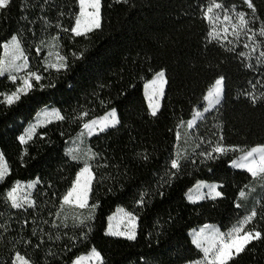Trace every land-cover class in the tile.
<instances>
[{
    "label": "trees",
    "instance_id": "trees-1",
    "mask_svg": "<svg viewBox=\"0 0 264 264\" xmlns=\"http://www.w3.org/2000/svg\"><path fill=\"white\" fill-rule=\"evenodd\" d=\"M210 0H129L127 4L116 0H102V30L85 37H75L70 29L79 12L78 0H13L8 14L0 17V42H7L13 34L23 38L28 56L29 71L42 74L43 90L29 92L12 106L0 104V151L11 169L0 184V221L12 217L11 230L0 239V264L9 260L14 251H20L33 264H73L81 255L95 247L105 258V264H189L202 258L201 252L191 243V232L206 224L225 231L241 219L254 206L256 200H264V188L259 185L246 196L239 197L238 190L251 181L250 174L233 168L232 162L252 147L264 146V106L253 107L241 93L251 90L250 81L264 83V66L253 70L245 67L241 58L216 44H206L209 25L202 18L200 6L205 10ZM233 17L231 11H244L246 19L252 16L243 0H217ZM256 21L251 27L264 26V0H253ZM63 13V15H61ZM222 21L223 10L214 9ZM28 19L25 20L24 17ZM41 17L48 22L47 28ZM29 21H34L29 24ZM229 31L231 32V26ZM67 28L65 32L62 29ZM31 29V30H29ZM232 39L231 36L228 37ZM245 37H241L242 42ZM256 39H264L259 36ZM43 40V44H41ZM55 44L58 55L66 56L69 68L56 72L45 70L50 47ZM40 47L39 54L36 47ZM243 49L242 43L237 51ZM264 50V44L258 48ZM83 52L76 59L73 53ZM4 48L0 43V61ZM254 63V60L251 61ZM165 70L169 84L165 88L161 109L156 118L151 117L145 96V85L154 73ZM226 77V99L219 113H208L194 129L187 128L196 111H202V100L207 88L216 77ZM9 77H0V93L14 90ZM259 85L256 92L259 93ZM106 101L101 105L100 101ZM59 110L66 119L55 120L41 127L28 144H20L18 137L24 134L38 114L46 109ZM116 108L121 126L89 139L94 152L108 157V167H93L96 179L92 184L89 204L98 203L92 210L91 232L86 240L79 237L80 229L67 221L66 229L52 228L51 222L60 214L64 218L65 206L60 208L82 163L69 161L66 149L82 130V123L102 117ZM88 112L87 116H83ZM181 139L175 140L178 123ZM219 123L220 127L215 125ZM64 133V135H61ZM216 133V135H213ZM222 133L223 144L240 146L243 151L228 152L212 161L196 163L181 161L185 165L179 178L161 185L167 179L168 163L177 151L191 155L204 149L196 148L199 137L218 140ZM46 134L45 139L38 137ZM51 140V143L47 141ZM27 149L28 155L22 156ZM147 152L151 159L141 163L137 153ZM95 164V161H89ZM175 171V170H171ZM39 179L42 183L33 189L31 198L37 209L27 213L11 209L5 203L6 190L15 181L28 183ZM199 182L223 185V199L190 203L188 192ZM50 185V187H49ZM111 189V191H109ZM146 189L147 204L141 208L134 203ZM158 191H163L161 197ZM47 193V195H44ZM244 207L237 209L235 203ZM119 208L138 215V235L135 242L106 235L109 218ZM77 213L88 210L73 209ZM28 218L30 223L21 231V224ZM35 220L36 223H31ZM48 220V224L43 221ZM264 231V220L259 216L252 222ZM250 224L249 228L252 227ZM33 227L50 233L39 248L24 245L22 238H30L33 245L37 237L31 235ZM41 233V234H43ZM67 233V235H64ZM60 238L56 239V235ZM70 247V250H65ZM49 252L56 255L50 256ZM234 264H264V244L256 245L254 252L241 255Z\"/></svg>",
    "mask_w": 264,
    "mask_h": 264
},
{
    "label": "snow or ice",
    "instance_id": "snow-or-ice-1",
    "mask_svg": "<svg viewBox=\"0 0 264 264\" xmlns=\"http://www.w3.org/2000/svg\"><path fill=\"white\" fill-rule=\"evenodd\" d=\"M47 3L48 0H43ZM129 0H116V3L127 4ZM244 4L247 5L248 9H251L252 16L246 19L247 13L244 11H235V7L231 9L235 14V22H233V17H231L228 12L229 9L225 8L222 3L217 2V0H210L207 3L206 10L203 5L200 6V11L202 18L210 26L209 31L206 35V44H216L217 46L224 48V50L234 53L236 56L241 58L242 63L245 64L250 70L256 67L264 66V50H260L258 55V48L261 44H264V39H256L257 36L264 38V26L255 29L250 25L254 24L256 21L255 13L256 8L253 0H243ZM13 0H0V17H4L8 14L10 6ZM79 12L74 20V26L71 27L70 31L75 37H85L87 38L89 34L96 31L102 30L103 27V16H102V0H78ZM214 9L223 10L224 15L222 17L223 22L226 24L217 25L218 21H221V16L219 13L213 15ZM63 15V13H61ZM25 20L28 19L27 16L24 17ZM45 27L47 28L49 22L41 17ZM34 21H29V24H33ZM231 26V32L229 31V26ZM31 30V29H29ZM63 31L67 32L69 29L64 28ZM231 36L232 39L228 37ZM246 39L242 42L241 37ZM5 50V55L9 54L11 51L12 56L10 62L6 65L3 61H0V77L5 75V72L9 73V79L16 85V81L20 79V84L16 85L14 90L6 91L0 93V104H5L7 106H12L21 100L22 96H27L29 92L36 90H43L45 87H54V85H45L41 81L45 77L35 71H27L29 62L28 56L26 55V50L23 46L22 36L18 34H13L7 42H0ZM41 40V44H43ZM242 43L243 49L248 51H237ZM40 47H36V53L39 54ZM76 59L83 58V52L77 54H72ZM59 63L48 64L45 62V70L51 68L56 72L67 71L69 68L68 58L66 56L59 57ZM254 60V63L251 61ZM17 61H22L17 63ZM17 74H11V73ZM24 72L25 75L21 79L19 73ZM251 85V90H246L241 93L244 99L248 100L253 107L257 104L264 106V83L261 81L249 82ZM169 84V80L166 76L165 70L161 69L154 73V78L149 84L146 85L150 89V94L148 96V108L150 109V115L156 118L161 109L160 101L165 97V88ZM259 85L261 91L256 92V88ZM226 77L220 74L214 79L211 85L207 88L206 94L203 95L202 100L206 102V106L203 107L202 111H196L194 113V118L187 122V128L192 129L196 124L197 119L204 121L206 119L205 114L207 113H219L226 99ZM101 105H106V101L101 100ZM88 112H84L83 116H87ZM45 121L51 123V118L55 117L59 121H64L66 117L61 115L59 110H54L44 113ZM121 119L118 115L116 108H111L105 115L99 119H92L89 122L82 123L81 136L84 135V130L87 132L88 137L99 136L100 134H107L109 130H116L121 126ZM183 125V121H180L177 126V130L174 132V137L177 142L181 139V132L179 128ZM36 125H32L27 128L24 134L18 137L20 144H28L32 141L34 134L36 133ZM215 127L219 128L220 125L217 123ZM46 134H41L38 138L45 139ZM64 135V133H61ZM216 135V133H213ZM224 137L222 133L219 134L218 140L205 139L203 136L199 137V143L196 144V148H200L204 145V149L199 152H193L191 155H184L182 152L177 151L174 158H171L168 163V169L165 173L167 179L160 182L161 185L171 183V178H179L182 174V169L185 165H182L181 161L196 163L195 157H202L200 163H205L206 161H212L219 159L228 154V152L243 151L240 146H228L223 144ZM51 143V140L47 141ZM79 148L68 147L65 151V156L69 158V161L80 162ZM27 149L22 150V156H27ZM137 157L140 159L141 163H147L150 161L151 156L147 153H137ZM83 167H81L69 190L62 196V203L60 208L63 209L65 205H74L78 209H87L89 214L87 218L83 215L73 217V228H79V237L81 240H86L91 232L92 221L95 217L92 215V210L99 206L98 203L89 204L90 196L92 194V184L96 179L95 173L93 172V167H108V157H105L102 153L94 152L89 148L87 152L83 154ZM89 161H95V164L89 163ZM233 168L241 169L250 174V179L253 182L259 183L262 188H264V146L252 147L247 150L238 159L233 160ZM171 170H175L174 172ZM11 175V169L8 162L6 161L3 152H0V184H3L6 178ZM20 181H15L5 193V203L11 208L18 210V212L27 213L28 209H37V204L34 199L31 198V193H24L21 190ZM42 182L37 178L34 181L28 182L25 187L27 189H34L38 184ZM50 187V185H49ZM223 185L217 184H206L201 183L197 185V189L207 188L206 195L204 193H198V195L193 198L191 195L188 196V200L195 204L199 200H204L206 197L212 201L217 199H223L224 193L222 190ZM245 189L251 193L255 190L254 187H250L248 184L244 185L238 190L239 197L244 198L246 196ZM111 191V189H109ZM143 194L139 196V199L134 203L138 204L141 208L145 207L148 196L146 189L142 190ZM158 194L163 197L164 192L158 191ZM47 195V193H44ZM235 207L240 209L244 207L239 202L235 203ZM55 216L51 222V227L55 229H66L69 227L67 220L68 217L65 216L61 223L57 224L56 220L60 219L59 212L53 214L49 213V216ZM259 216L260 219L264 220V200H256L254 206L247 212L241 219H239L235 224H233L230 229L226 232L220 231L214 225L206 224L198 232H194L191 243L203 253L202 259H197L190 261L189 264H234V262L246 252H254L255 246L264 244V231L260 230L253 221ZM125 218L127 219V224L124 230H121L119 224L113 229L112 225L109 224L106 235L120 237L126 241L135 242L138 235V215L132 212L125 213ZM110 219H115L112 217ZM21 224V231L24 227H27L30 223L28 218L23 221H19ZM31 223L35 224L36 221L32 220ZM44 224H48V220L43 221ZM123 223V219L121 220ZM12 217H9L8 221H0V239L3 238V234L11 230ZM252 224V227L247 228L246 226ZM43 229L40 228L39 231L37 227H33L31 235L37 237V242L33 245V241L30 238H22L24 245H31L35 248H39L45 243L44 236L47 235L49 240L53 239V235L50 233H43ZM67 235V233H64ZM56 239L60 236L57 234ZM65 250H70V247H66ZM50 256H55L54 252H49ZM95 260L96 264H105V258L103 255L93 247L90 254L85 257L83 255L79 256L73 261V264H84L85 260ZM3 264H33V261L26 255H22L20 251H14L9 260L4 261Z\"/></svg>",
    "mask_w": 264,
    "mask_h": 264
},
{
    "label": "rangeland",
    "instance_id": "rangeland-1",
    "mask_svg": "<svg viewBox=\"0 0 264 264\" xmlns=\"http://www.w3.org/2000/svg\"><path fill=\"white\" fill-rule=\"evenodd\" d=\"M11 56H12V53H11V51H9V54L6 56L5 55V50H4V57H3V62L7 65L9 62H10V60H11ZM20 62H22V61H17V63H20ZM60 62V60H59V55H58V49H57V46L55 45V44H52L51 45V47H50V52H49V56H48V58H47V63L48 64H53V63H59ZM27 71H29V66H28V69H27ZM11 74H17V73H15V72H13V73H11ZM19 77L22 79L23 78V76L25 75V73L24 72H20L19 74ZM4 76H7V77H9V73L8 72H5V75ZM3 76V77H4ZM151 82V81H150ZM150 82H148L147 84H149ZM18 84H20V79H18L17 81H16V85H18ZM146 84V85H147ZM146 85H145V89H144V91H145V96H146V99H147V103H148V96H149V94H150V89L149 88H147L146 87ZM160 103H162V100L160 101ZM54 110H56V109H52V108H46V109H44V110H42L39 114H38V116L35 118V120L28 126V128L30 127V126H32V125H36L37 127H36V132H37V130L39 129V128H41V127H44V126H46L47 124H49V123H47L46 121H45V117H44V113L45 112H50V111H54ZM208 114V113H207ZM207 114H205V116L207 115ZM100 118V117H99ZM99 118H96V119H99ZM193 118H194V116H193ZM192 118V119H193ZM55 120H57L55 117H52L51 118V121L53 122V121H55ZM201 120H199V119H197V121H196V124L194 125V127L192 128V129H194L195 127H196V125L200 122ZM191 129V130H192ZM82 131V130H81ZM81 131L77 134V136L72 140V142L70 143V146L69 147H72V148H79V153H78V155L80 156V162L79 163H82L83 164V158H84V156H83V154L85 153V152H87V150L89 149V145H88V141H89V139L91 138V137H88L87 136V132H86V130H84V135L83 136H81L80 135V133H81ZM93 137V136H92ZM1 152V151H0ZM242 156V155H241ZM240 157V156H239ZM238 157V158H239ZM237 158V159H238ZM239 170H241V169H239ZM201 183H206V184H214V183H207V182H199L198 184H201ZM27 183H21V190H22V192H24V193H28V192H30L31 194H32V191H33V189H27L26 187H25V185H26ZM197 184V185H198ZM197 185H195L189 192H188V194H187V199H188V196L189 195H191L193 198H195L197 195H198V193H204L205 195H206V193H207V188H201V189H197ZM218 185V184H217ZM260 184L259 183H254L253 184V186L252 187H254L255 189L259 186ZM204 200H210V199H208L207 197L204 199ZM204 200H199V201H197V203H199V202H202V201H204ZM189 201V200H188ZM190 202V201H189ZM191 203V202H190ZM65 213H64V217L65 216H67L68 217V220L67 221H69L70 223H72L73 224V217L74 216H80V215H83L85 218H87V216H88V214H89V211L87 212V213H84V214H82V213H77V211H75V210H73V209H77V207H75L74 205H72V206H69V205H65ZM125 213H127V211L126 210H124V209H122V208H119L118 210H117V212L115 213V214H113L110 218H112V217H115V219H110L109 218V223H108V227H109V224H111L112 225V227H113V229H115V227L119 224V227H120V229L121 230H124V228H125V226H126V224H127V219L125 218ZM92 214H93V212H92ZM123 219V223H121V220ZM215 226V225H214ZM249 226H250V224L249 225H247L246 226V230H247V228H249ZM204 226H202V227H200V228H197V229H195V230H193L192 232H191V237L193 238V234H194V232H198L201 228H203ZM216 228H218L220 231H222V232H226V231H228V230H225V231H223V230H221L218 226H215ZM114 237V236H113ZM90 253H88V254H85V255H83V256H85V257H87L88 255H89ZM201 254H202V257H203V253L201 252ZM200 259H202V258H200ZM84 264H96V261L95 260H85L84 261Z\"/></svg>",
    "mask_w": 264,
    "mask_h": 264
}]
</instances>
